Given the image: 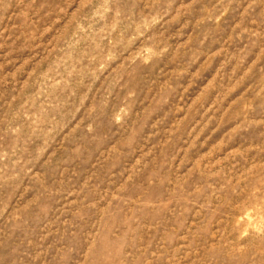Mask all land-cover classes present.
Returning <instances> with one entry per match:
<instances>
[{
  "label": "rangeland",
  "instance_id": "1",
  "mask_svg": "<svg viewBox=\"0 0 264 264\" xmlns=\"http://www.w3.org/2000/svg\"><path fill=\"white\" fill-rule=\"evenodd\" d=\"M0 264H264V0H0Z\"/></svg>",
  "mask_w": 264,
  "mask_h": 264
}]
</instances>
